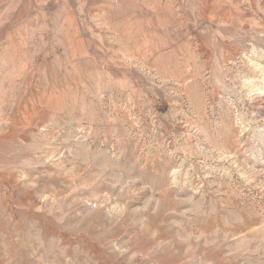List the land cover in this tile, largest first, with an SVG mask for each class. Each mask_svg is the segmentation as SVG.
I'll return each instance as SVG.
<instances>
[{
	"label": "rangeland",
	"instance_id": "1",
	"mask_svg": "<svg viewBox=\"0 0 264 264\" xmlns=\"http://www.w3.org/2000/svg\"><path fill=\"white\" fill-rule=\"evenodd\" d=\"M0 264H264V0H0Z\"/></svg>",
	"mask_w": 264,
	"mask_h": 264
}]
</instances>
